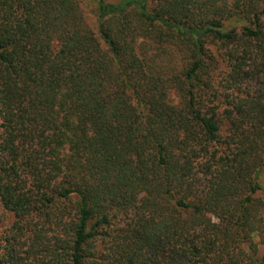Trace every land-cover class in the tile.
Listing matches in <instances>:
<instances>
[{"label": "trees", "instance_id": "trees-1", "mask_svg": "<svg viewBox=\"0 0 264 264\" xmlns=\"http://www.w3.org/2000/svg\"><path fill=\"white\" fill-rule=\"evenodd\" d=\"M263 167L264 0H0V264H264Z\"/></svg>", "mask_w": 264, "mask_h": 264}, {"label": "rangeland", "instance_id": "rangeland-1", "mask_svg": "<svg viewBox=\"0 0 264 264\" xmlns=\"http://www.w3.org/2000/svg\"><path fill=\"white\" fill-rule=\"evenodd\" d=\"M81 8L85 17V22L96 32V18H95V7L91 2H82ZM260 182L262 185V193H264V167L261 171ZM261 193V194H262ZM261 194H258L261 196ZM9 215L4 212L0 207V228L4 227L9 222Z\"/></svg>", "mask_w": 264, "mask_h": 264}]
</instances>
